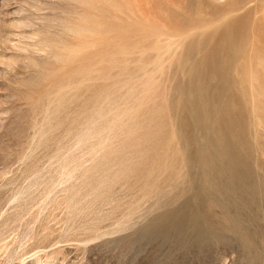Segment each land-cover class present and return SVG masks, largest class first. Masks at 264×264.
Wrapping results in <instances>:
<instances>
[{
    "label": "rangeland",
    "instance_id": "obj_1",
    "mask_svg": "<svg viewBox=\"0 0 264 264\" xmlns=\"http://www.w3.org/2000/svg\"><path fill=\"white\" fill-rule=\"evenodd\" d=\"M207 1L264 27V0ZM203 3L0 0V264H264V197L243 247L175 128L184 70L219 26ZM259 64L228 73L264 161Z\"/></svg>",
    "mask_w": 264,
    "mask_h": 264
},
{
    "label": "bare ground",
    "instance_id": "obj_2",
    "mask_svg": "<svg viewBox=\"0 0 264 264\" xmlns=\"http://www.w3.org/2000/svg\"><path fill=\"white\" fill-rule=\"evenodd\" d=\"M205 1L207 3V5L203 3L205 9L211 15L208 16L211 18L217 15L216 18L211 20L219 23V26H217L216 31L206 34L200 41L199 46L202 47L203 58L191 61V64L184 70V74H186L185 86L182 84V91L176 90L178 96L177 98L175 97L177 99L176 104H178L177 108H181V114L178 113L182 118L178 117V119H182V122L180 121V123L177 120L179 123L177 121L176 123L179 126L175 128L178 127L176 129L178 130V136L183 137L189 145H196L194 151L192 150V155L187 150L191 156L186 154L187 156L185 159L183 158V162L188 166L196 165L204 180L210 183L212 191L233 201L236 214L233 217L230 216L226 212L225 205L222 204V217L226 221L231 220L234 222L235 234L240 240V244L244 247V240H252L253 234L250 230L254 226L255 220L259 218V206L264 197V175L261 172L262 170L259 169H262L264 161L261 159L263 154L257 152L258 148L255 149L256 147L254 148L252 144V147L249 146L246 129L250 124L248 123V115L244 111L246 104L241 97L243 94L234 96L230 92L232 88L240 86V81L237 79L233 80L231 75L229 76L228 71L230 68L236 67L239 76L241 75L240 77L242 78L247 70L249 73H253L256 65L264 63V27L256 21L260 13L257 17H253L252 24L247 26V13L235 14L228 19L227 17L230 15L227 14L223 7L219 8L218 5H212L209 3L210 1ZM242 1L238 0L232 13L239 11L238 4L242 3ZM204 16L206 15L204 14ZM262 17L264 16L262 15ZM209 23L211 22L209 21ZM177 24H180V22ZM248 82L252 93V95H249L248 104L250 103L252 106L256 99V96H254L255 83L253 78ZM175 85V88L178 87L177 83ZM166 138L161 139V141L163 142ZM169 143H171V140ZM250 155L254 159V169L250 167L251 162L248 159ZM202 196L205 198L203 194L199 193L196 202ZM245 222L248 223L247 227L244 225ZM194 223L196 228L202 227L200 220L197 218L194 219Z\"/></svg>",
    "mask_w": 264,
    "mask_h": 264
}]
</instances>
